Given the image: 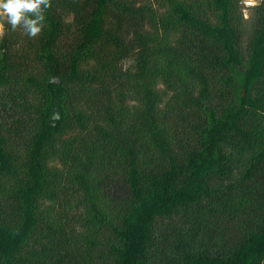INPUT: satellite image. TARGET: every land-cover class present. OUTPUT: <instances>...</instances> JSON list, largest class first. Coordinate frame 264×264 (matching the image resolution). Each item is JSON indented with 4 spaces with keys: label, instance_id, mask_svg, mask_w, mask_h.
<instances>
[{
    "label": "trees",
    "instance_id": "trees-1",
    "mask_svg": "<svg viewBox=\"0 0 264 264\" xmlns=\"http://www.w3.org/2000/svg\"><path fill=\"white\" fill-rule=\"evenodd\" d=\"M51 0L0 38V264H264V0Z\"/></svg>",
    "mask_w": 264,
    "mask_h": 264
},
{
    "label": "clouds",
    "instance_id": "clouds-1",
    "mask_svg": "<svg viewBox=\"0 0 264 264\" xmlns=\"http://www.w3.org/2000/svg\"><path fill=\"white\" fill-rule=\"evenodd\" d=\"M51 0H0V35L10 26L11 31H23L29 38H36L45 27V12Z\"/></svg>",
    "mask_w": 264,
    "mask_h": 264
},
{
    "label": "rangeland",
    "instance_id": "rangeland-1",
    "mask_svg": "<svg viewBox=\"0 0 264 264\" xmlns=\"http://www.w3.org/2000/svg\"><path fill=\"white\" fill-rule=\"evenodd\" d=\"M246 1V0H245ZM253 1H259V0H253ZM254 6H249L248 8H246L244 16H243V22H244V26H245V30L249 33L252 30V26H253V19H254V12H253V8ZM2 22V21H0ZM1 38V35H0Z\"/></svg>",
    "mask_w": 264,
    "mask_h": 264
},
{
    "label": "built area",
    "instance_id": "built-area-1",
    "mask_svg": "<svg viewBox=\"0 0 264 264\" xmlns=\"http://www.w3.org/2000/svg\"><path fill=\"white\" fill-rule=\"evenodd\" d=\"M260 1V0H259ZM259 1H253V0H243V4L245 8H248L249 6H255Z\"/></svg>",
    "mask_w": 264,
    "mask_h": 264
}]
</instances>
